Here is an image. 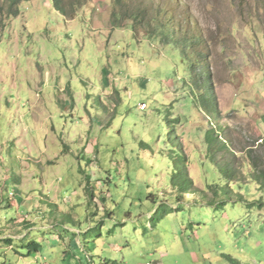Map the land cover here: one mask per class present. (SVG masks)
<instances>
[{
    "label": "rangeland",
    "instance_id": "rangeland-1",
    "mask_svg": "<svg viewBox=\"0 0 264 264\" xmlns=\"http://www.w3.org/2000/svg\"><path fill=\"white\" fill-rule=\"evenodd\" d=\"M10 6L0 0V157L13 170L34 158L3 149L29 140L13 129L26 115H52L73 154L45 168L75 208L41 229L54 214L26 219L10 202L28 190L0 184V264H264V137L252 120L263 114L237 113L264 99V0H62L64 13L21 0L8 18ZM156 10L176 42L195 40L152 39ZM44 135L53 153L56 135ZM81 138L96 158L91 203Z\"/></svg>",
    "mask_w": 264,
    "mask_h": 264
},
{
    "label": "crops",
    "instance_id": "crops-1",
    "mask_svg": "<svg viewBox=\"0 0 264 264\" xmlns=\"http://www.w3.org/2000/svg\"><path fill=\"white\" fill-rule=\"evenodd\" d=\"M247 103H249V105L245 103L243 107L245 109H242L241 110L242 112L238 110L237 113L240 114V113H243L245 110L247 111L246 108L252 111L253 110L255 111V109H257L255 106H258L261 109V112L263 115L259 119L253 117L252 120H254L253 122L254 127H255V122H256V129L258 131V134L261 136L260 139H263L264 137V134H263L264 133V99H259V102L257 104H255V101H251ZM223 104L224 105L221 104L218 107L222 108L223 110H227V108H229L230 106L229 104L226 103V101H224V99H223ZM219 108L217 109L216 107V110H215L216 113L220 111ZM209 110H211V108ZM88 117L90 116H83V118L79 120L80 122L79 125H81V127L84 129L85 132H88L86 129L90 127V123H91ZM25 119L27 120V122L25 120L26 123H21V124L18 123L17 125L13 126V129L14 131H18V130L21 131L22 134H29L30 136L29 140H27V136L26 137L22 136L24 137L23 144L21 145V147H19L20 145L19 141H15L14 133H12L13 136L10 137L9 139L6 138L3 142L6 143L10 139L14 140L15 144H13V148L11 149L5 148L3 150L10 152L11 156H14L15 159H18V160H19L20 154L24 155L26 153L29 155H33L34 158L31 157V159L29 160L26 159L27 161L22 160L20 158V161H21L19 165L20 167L16 170L15 169L13 170V167H9L6 161L3 159V157H0V160L2 161L0 165H1V169L3 170V174L0 176V184H1L2 190L4 189V186L7 185L9 182L10 183L12 182L11 184H13V186L17 188H20L21 186H23V188H26L28 190V193L20 194L18 192L20 195L18 194V196H16L17 204L15 202H10L7 199L6 205H9L7 204V202H10V206L12 207L13 206L20 207L21 205H23V207L26 208L28 212L26 213L28 215L26 219H29V217L34 215V217H37L34 220L42 219L43 222L46 219L45 218L46 214L52 213L55 216V221L53 220L54 222L49 224V226L47 227H45L44 224L41 223L43 225L40 228L41 229L55 228L59 225L55 223L57 218L59 216L65 215L64 213L68 212L70 209L73 210L75 208V205L70 206L68 204L69 202L65 199H62L64 206L59 202V199H60L58 196L59 187L57 186L58 180L55 177L54 171L50 169L47 170L45 168V166L53 167L54 165H56V168H57L60 165L58 162L61 157L63 160L67 154H71V153L73 154V151L66 145L65 142L62 141L61 137L56 134L58 130L60 129L64 130L66 125H61V123L54 124L55 119L52 115H49L47 118L43 116L30 114V115H26ZM22 124L24 125L23 129H22L23 127ZM46 128L48 130L50 129V131H52V133L56 135V139L58 141L57 146L53 149V153L52 151H46L47 149H45L44 145H47V143L42 142L44 137H46V135H44L45 132H47ZM218 134H219V131L217 130L216 137H218ZM47 139H48V136H47ZM80 140H81L80 141L81 144L78 146L79 148L78 151L80 150L81 154H84V155L91 154L93 156L94 148H93V143H91L93 141H90L89 138L87 139L86 142H84L83 138H81ZM222 143H225V140H223ZM95 159L96 158L94 156L92 158H89V157L86 158L87 166L91 170L94 169L91 167V164L94 163ZM77 170L83 176V180H84L83 182L85 183L83 184L84 186L83 185L82 186L86 190V194L88 195L90 203L96 201L97 200L96 196L89 192V189H90L89 182L91 180L95 181L94 180V177H95L94 170H93V173H91V171L89 170L90 172V175H89L86 173V171L83 170L80 163H78ZM1 198L3 201L5 200L3 199V197ZM30 222H32V219ZM30 222L24 221V222H21L20 224L27 223L26 226H29L31 229H34V227H37L35 223L31 224ZM47 242L48 241H45V244H47ZM47 246L49 248L52 247L50 244H47Z\"/></svg>",
    "mask_w": 264,
    "mask_h": 264
},
{
    "label": "trees",
    "instance_id": "trees-1",
    "mask_svg": "<svg viewBox=\"0 0 264 264\" xmlns=\"http://www.w3.org/2000/svg\"><path fill=\"white\" fill-rule=\"evenodd\" d=\"M12 1V6H10V8H9V10H8V18L9 17H16L17 15H18V13H17V10H14L13 9V5H16L17 3H19V2H21V0H11ZM61 1L62 0H52V2H53V4H54V6H55V8L59 11V12H61V13H64V9H63V7L61 6ZM157 11L158 10H156V12L153 14V15H151L150 17H151V19H149L148 20V22H149V24L150 25H152V24H154V29L158 32V35H154V36H152L151 38L152 39H156V40H159L160 42L161 41H163L162 43H164V44H173L174 46H177V45H179V43H182L183 44V46H184V48L185 47H187V45H188V43H192V41L193 40H195V38H191L190 40H192V41H189V40H185V39H182V41H180V40H178V42H176V39H175V36H174V34L173 33H171V32H173V31H171L170 30V28H169V23H168V21L164 24V20L163 21H161V20H159L158 19V17L161 15L160 13H157ZM141 15H136V20L137 21H139V22H143V19L140 17ZM143 17V16H142ZM118 20V18H116V15L113 13L112 14V19H111V24H112V26L113 27H115V28H117V27H122L120 24H119V22L117 21ZM133 26H135V24H133L132 25V30H133V32H134V28H133ZM171 31V32H170ZM162 39V40H161ZM164 40L166 41V42H164ZM194 67V66H193ZM211 135H214V137H216V132L214 131V132H212L211 130H208L206 133H205V137H206V142L207 141H209V144H212V143H214V142H216V141H218V139H217V137L216 138H210V139H208V137L209 136H211ZM254 164H252V166H253ZM255 177V176H254ZM258 179L259 178H263L264 179V173L263 172H259L258 173V177H257ZM223 204H225V202L223 203ZM252 206L254 205V204H251ZM257 205V207L259 208H263L264 207V202H262V201H260L258 204H256ZM149 219H150V225H153L154 223H155V221H157V219L154 217V216H150L149 215ZM7 241H9V240H7ZM33 246H35V251L37 250V248H38V246H39V244H33ZM226 260H228L230 263H232V264H241V263H239L238 262V260H235V259H232V258H230L229 256H226V258H225ZM243 264V263H242ZM245 264V263H244Z\"/></svg>",
    "mask_w": 264,
    "mask_h": 264
},
{
    "label": "built area",
    "instance_id": "built-area-1",
    "mask_svg": "<svg viewBox=\"0 0 264 264\" xmlns=\"http://www.w3.org/2000/svg\"><path fill=\"white\" fill-rule=\"evenodd\" d=\"M144 108V105L141 106V109Z\"/></svg>",
    "mask_w": 264,
    "mask_h": 264
}]
</instances>
